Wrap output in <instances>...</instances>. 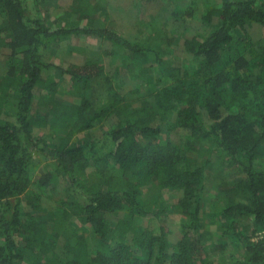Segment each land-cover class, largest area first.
Masks as SVG:
<instances>
[{
  "label": "trees",
  "instance_id": "obj_1",
  "mask_svg": "<svg viewBox=\"0 0 264 264\" xmlns=\"http://www.w3.org/2000/svg\"><path fill=\"white\" fill-rule=\"evenodd\" d=\"M73 4L75 19L51 26L27 0H0V264H264V35L248 34L264 29V0H218L202 15L208 31L185 35L186 58L172 62L171 38L128 37L100 2ZM72 33L96 38L99 53L65 66L41 60V47ZM51 69L72 99L42 81ZM120 72L136 83L116 86ZM33 124L48 125V139ZM212 167L235 177L212 204L209 231ZM59 179L71 199L38 213Z\"/></svg>",
  "mask_w": 264,
  "mask_h": 264
},
{
  "label": "rangeland",
  "instance_id": "obj_2",
  "mask_svg": "<svg viewBox=\"0 0 264 264\" xmlns=\"http://www.w3.org/2000/svg\"><path fill=\"white\" fill-rule=\"evenodd\" d=\"M29 12L33 16L44 17L48 25H61L67 21L75 19L72 13L73 0H46L49 3V10L43 12L42 6L37 3L34 5L35 0H27ZM92 2H100V5L106 8L109 16L108 25L119 32L127 35L128 37L141 38L146 40L151 37V34L157 32L164 38H171V44H165L163 47L167 50L168 60L171 62L178 58H186V54L182 52L183 39L185 35L191 34H204L208 31L209 25L202 20V15L208 10L209 7L217 3L218 0H90ZM41 9V12L37 11ZM176 10H180L175 14ZM186 10H191L192 15H181ZM181 13V14H180ZM175 14V15H174ZM57 20V22H55ZM101 22H104L105 17L101 15ZM58 23V24H57ZM153 25V26H152ZM248 34L259 39L264 35V29L258 26H252L248 30ZM99 41L86 34L72 33L62 39H55L44 47L40 48V57L43 62L52 64L67 65L69 62L80 63L87 57L95 56L99 53ZM115 85L120 86L123 90L132 87L136 81L129 78V74L120 72L116 77ZM43 82L51 81L57 82V89L55 95L61 99H72L71 89L68 83L59 75L57 70H48L43 74ZM100 79V78H99ZM101 80V79H100ZM103 86V85H102ZM39 93V88H36ZM45 93V90H43ZM97 96V103L106 100V91L104 87L96 88L94 97ZM40 112H39V111ZM42 107H37L33 118H37L42 114ZM33 129L36 134L48 139L49 130L48 125L33 124ZM205 150L203 153L210 149L213 145L210 142H205ZM205 154H202L203 159ZM215 166V164H214ZM235 177L233 171H220L212 167L205 183V196L202 210L201 221L209 231L215 229V224L211 222L212 204H220L219 197L228 193L231 182ZM33 190V189H32ZM147 188H143V194H147ZM52 197L49 199L48 195L43 197L42 206L38 209V213H45L52 206L55 210H60L61 204L58 200L71 199L73 192L65 185V180L59 179L53 190L50 191ZM49 192V193H50ZM48 193V194H49ZM157 193L155 188L151 189L149 199ZM143 195V196H144ZM45 196V195H44ZM164 199L174 201L176 194L169 190L165 191ZM49 203V204H48ZM44 207V209H43ZM48 207V208H47ZM25 209H27L25 207ZM168 228L170 229L169 241L174 244L179 232L180 216L178 213H173L167 219ZM211 240L209 239L208 242ZM218 257V256H217Z\"/></svg>",
  "mask_w": 264,
  "mask_h": 264
}]
</instances>
